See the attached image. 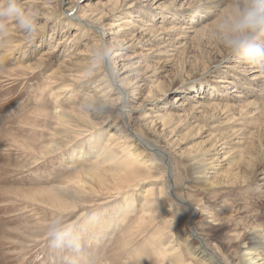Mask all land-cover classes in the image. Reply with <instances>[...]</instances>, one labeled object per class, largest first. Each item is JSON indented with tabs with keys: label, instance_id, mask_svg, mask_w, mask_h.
Instances as JSON below:
<instances>
[{
	"label": "rangeland",
	"instance_id": "1",
	"mask_svg": "<svg viewBox=\"0 0 264 264\" xmlns=\"http://www.w3.org/2000/svg\"><path fill=\"white\" fill-rule=\"evenodd\" d=\"M59 1L39 0L40 4L31 6L34 11H40L37 12L39 28L35 39L27 38L15 25L11 27L6 38L0 39V64L5 69L0 70V264H159L161 260L156 252L162 246L154 245L152 242V234L158 232L157 229L163 230L164 233L165 229L172 231L168 234L171 236L169 238L182 251L184 260L188 264H199L202 259L189 250L186 242L191 225L222 258H235L234 264H239L241 251L245 246L255 244L254 246L264 248V181H260L257 177L258 172L264 170V165L261 163L264 157V84H255L249 80L253 76L251 71L259 68V65L242 64L212 38L211 31L215 17L227 6L229 0H220L221 4L218 8L189 14L187 11L190 7L198 8L201 1L207 0H168L167 5L176 3L175 6L180 12L187 14L182 23L186 26H195L198 30L197 34L191 33L186 45L177 53L182 57L178 62H171L169 66L164 65L165 58H162L160 53H152L158 44L145 48L139 46L124 52L128 56L152 53L142 57L143 64L139 72L141 74L143 71L145 75L151 73L150 76L153 72L157 73V83L162 82L163 88L157 90L159 89L157 83H153V87L155 85L157 87L152 90V95L162 96L161 92L165 91L164 88H170L167 98L157 101L159 103L154 106L155 115L165 110L176 112L172 105L177 98H180L181 102H190L188 111L192 105L203 101L207 104L217 102L220 107H225V104L231 106L224 111L225 113L222 111L224 108L215 110L207 106L206 109H210V113L207 112L205 123H203L204 119L192 116L185 121V124L183 123V129L170 135L162 131V127L158 125L160 128L157 126L156 136L145 131L138 119L140 116L138 112L130 111L133 107L138 108L143 104L148 108L152 107L148 106L149 103H145L149 88L142 95L135 97L128 106L127 116H130L131 130L147 139L149 145L155 146L153 148L167 150L170 153L171 168H166V163L163 165L160 159H155L157 167L150 178L155 183L153 187L156 189L154 194L157 197L159 188L165 185L166 215L160 214L154 226L140 228L135 236L133 230H130L133 224L129 225L140 210L138 198L142 196L145 188L152 186L150 183L135 190L138 199L135 209L138 211L135 215H130L126 223L116 226V222L121 220L117 219L112 228L105 230L104 235L99 237L92 229L86 232V228L92 222L91 216L96 213L98 216L109 218L112 212L122 209L127 194L108 200L105 199L104 193L89 195L79 200L75 209L65 210L50 203L52 192L54 196L56 193L57 197L69 196L65 201L69 204H74L72 196L76 199L81 198L74 182L81 170L88 168L87 164L90 162L79 159L82 156L81 146L87 143L86 145L90 147L88 144L90 139H83L73 144L70 149L54 153L50 157L45 158L40 154L42 149L49 148L48 145L56 144L54 142L59 138H55V133L59 129L53 115L57 99L51 96L50 90L48 91V73L59 68L65 58H72L77 53L88 50L95 42L94 34H89L85 38L79 35L75 37L81 31L77 30L79 27L75 29L67 27L69 22L60 16ZM121 2L122 0L119 2L118 0H81L80 4L89 3L92 10L108 13L114 4L118 5ZM135 2L139 3L138 7H147L146 5L153 3V1L148 3L140 0ZM41 3H47L51 9H41ZM78 9L77 6L74 11L79 13ZM141 11L147 12V9ZM137 12L138 10H133L132 14L139 17L141 14L138 15ZM159 12L153 11L151 14L155 17ZM190 14L191 16H188ZM123 17L125 16L116 15L112 23H118ZM176 19L174 17L170 22L179 23L180 21ZM193 19L196 21L194 24L191 23ZM65 36L69 38L68 42L58 45V41L63 40ZM54 46L55 54L50 55L52 58L40 68V71L32 73L21 69V66L28 64L38 67V58L45 50L47 52ZM86 64L87 61L86 63L84 61L82 72ZM99 75L87 81L75 92L70 104L80 107L88 98V93L91 95L89 97H92L94 90L90 88L102 78L103 75ZM179 77L184 80L180 81ZM227 78L234 82L225 84L226 89L218 87L217 82ZM61 79L57 76L54 80L60 82ZM134 80L136 79L133 78ZM99 95L101 93L95 94L96 97ZM114 96L113 93L109 97L111 99ZM39 112L44 115L41 117ZM211 113L214 114L209 116ZM215 116L217 118L214 119ZM41 119L44 121L39 122ZM121 119L104 113L100 118L95 119V122L102 124L109 120V125L101 126L103 132H106L105 135L109 137L114 133L118 138L125 139L131 133L124 126L126 121ZM193 121L194 123L190 124ZM226 122L232 123L228 125ZM40 125L43 128L42 126L39 128ZM233 131H238L240 139L236 141L240 143L236 146L234 144L232 147L228 146V149L240 150V154L236 158H230L227 167L211 174L209 179H200L198 168H202L205 172L204 164L211 163L213 158H219L220 155L202 157V160L192 165L193 168L189 159L195 155H203L206 148ZM167 169V173L172 175L171 180L164 175ZM227 171L229 172L227 177H231L234 181L238 180V183L230 182L229 186L211 184L214 178ZM180 200H186L198 209V214L193 220L188 207ZM57 213H63L64 221L70 229L82 232L81 249L78 252L62 253L49 247L45 228ZM210 216L211 218H208ZM253 231L254 236L251 235ZM90 236H94V239H90Z\"/></svg>",
	"mask_w": 264,
	"mask_h": 264
},
{
	"label": "bare ground",
	"instance_id": "2",
	"mask_svg": "<svg viewBox=\"0 0 264 264\" xmlns=\"http://www.w3.org/2000/svg\"><path fill=\"white\" fill-rule=\"evenodd\" d=\"M80 1L81 0L59 1L61 11L60 16L62 17V19H67L66 21L69 22V24L67 23V27H69L70 29H75L76 27H79L77 30L81 32L77 35L75 34V37L79 35V37L85 38L89 36V34H94L95 41L100 39L101 37L106 41L115 40L118 44V49L111 64L108 67L101 68V70H99L94 77L89 78L81 70L84 61L85 63L86 61L88 62L93 45L88 50H84L77 53L76 56L72 55V58H65L64 61L60 64L59 68L54 69L50 73H48V91L50 90L51 96L57 99L53 115L56 120L57 127L59 129L55 133V138H59H57V142H54L56 144L51 143L52 145H48L49 148H44L45 150L42 149L43 151L41 150L42 152L39 153L45 158L50 157L54 153H61L64 150L70 149L73 144H76L82 141L83 139H90V141L88 142V144H90V147L86 145L87 143L82 145V148L80 147L82 149V156H80L79 158L80 160L90 161L87 164L88 168H83L80 174L76 177L77 180L74 182L76 188L78 189V191H80L79 195L81 198L76 199L72 196L71 199H73L74 204H72L71 202V204H69L68 202H65L66 199L68 200L69 196H67V198H65L66 196H63L64 198H62V196L58 195L57 197V194L54 192V196L52 192L53 196H50L49 201L54 207L58 206L59 208H64L66 210L69 208L75 209L76 205L79 204V200H83L82 198L87 197L89 195L93 196L104 193L106 195L105 199L108 200L115 199L120 197L121 195L127 194L126 199H124L125 202H123L124 205L122 204V209L120 208L118 211H114V213L112 212V215L109 218H104L102 215L98 216L96 213L93 214L91 216L92 218L90 217L92 219V222L88 225L89 227L86 228V232L89 229H92V231H95L96 236L99 237L101 235L103 236L104 232H106L105 230L109 229L112 225H114L117 219L121 220L119 222H116V226L117 224L122 225V223H126L127 219H129V216L132 214L134 216L135 213L138 211H136L135 209L137 200L139 199L140 210L134 216L136 218L129 225L131 226L133 224V227L130 230H133V235L135 236L136 234H138L137 232H139L140 228L146 226L148 227L151 225L154 226L160 214L162 216L166 215L164 207V198L167 194V191L164 188L165 185L163 184V186L159 188V195L157 197L154 194L156 189L153 187V184L155 183H153L150 178L151 176H153V174L151 173L157 167L155 164V159H160L163 162V165L166 163V168L168 169L171 168V164L170 153L167 150L153 148L155 146L149 145L147 139H144L143 137L134 133L131 130V124L129 123L130 116H127V111L129 112L128 106L130 105V103L134 101L135 97L142 95L143 92L149 88V94L146 97L147 100L145 99V103H149V105H147L152 107L148 108L146 105L143 104L138 108L133 107L130 111L133 113L138 112V114L140 115L138 119L144 126L145 131H148L153 136L157 135L156 128L158 125L162 127V131H166L167 133H165L167 135H170L183 129L185 121H187V119H190V117L192 116L198 119H204L203 123H205V119L208 116L207 112H209L212 107L215 108V110L224 108L222 110L223 112L227 111L226 109L231 107L227 104H225V107H220L221 105L217 102L207 104V102L203 101L198 102L196 105H192L191 109L188 111L187 107L189 106L190 102H181V99L177 98V100L174 101V105H172L176 109V112H171L172 110H165V112L155 115L154 109L156 107L154 106H157V104L159 103L157 101H163L167 98L170 88H164L165 91L162 89V96L160 95L158 97L157 94L156 96H154L155 94L152 95V90L157 86L159 88L157 90H160L161 88H163V84L160 81L157 83L156 72H153L151 76V73L149 75H145L143 74V71V73L141 72V74H139L143 64L142 57H146L154 52L160 53V56H162V58H165V60L163 59L165 62L164 65H168L171 62H178L182 60L181 55H178L177 53L186 45V41L191 37V33L195 32V34H197L198 32L195 26H186L185 23H182L185 19L184 17L187 16V14L189 13H194L201 10L208 11L213 8H218L221 2L220 0H207L204 2L201 1L202 3L200 2L201 5H199L200 7L195 9L194 7L193 9L190 7L187 11L188 13L184 14L180 12L177 6H175L176 3L172 2L167 5L166 3L168 2V0H140L141 2L148 3L153 1L152 4L146 5L148 8L144 6L147 9V12L141 11L145 8L142 6L138 7L139 3L135 2V0H122V2L118 5L114 4V7L108 13L94 11L91 9V5L89 3H87L86 5H81ZM160 1H162L163 3H160ZM23 3L26 8H29L31 10H33L31 6L40 4L39 0H25L23 1ZM47 3H41V9L50 10L51 7H49ZM77 6L79 8V13L78 11L77 13L74 11V8ZM96 6L98 5L96 4ZM133 10H138L137 14L141 15L139 17H136L135 14H132ZM153 11L160 12L156 14L155 17H153V15L151 14ZM37 12L40 13V11ZM116 15L125 17H123L118 23L113 24L112 20L115 19ZM157 16L159 18H157ZM188 16H191V14ZM174 17L177 18L176 20H179L180 22L171 23L170 20H172ZM194 20L195 19H193L191 23L194 24L196 22ZM165 23H170L171 25H166ZM68 40L69 38L65 36L63 40L58 41V45H64L68 42ZM153 44L158 45L156 46L155 50H152V53L135 54L134 56H128L126 55V53H124L129 49H133L139 46L145 48L148 46H152ZM53 48L51 50H47V52L45 50L42 53L41 57L38 58V67H34V65L28 64L25 66H21V69L23 71H28L32 73L40 71V68H43L44 64L46 65V63L50 61V58H52L50 57V55L52 56L53 54H55L56 48L55 46ZM71 59L77 60L72 61ZM251 72L253 73V76L249 80L255 82V84L263 85L264 66L259 65V68H255ZM181 73H179V76ZM99 74L103 75L102 78H100L99 82H97L90 89H92V91L94 90V96L95 94L98 95V93H101V95L98 96L99 98H101L102 100L112 101V107L107 108L106 110L104 109L103 111H96L85 110L86 108L83 106L84 103L83 105H80V107L70 104V101L74 97V93L77 92L80 88H82L87 81L95 79V77H97L96 75ZM57 76H60V78H62L60 82H55L54 79H56ZM182 77H179L180 81L184 80L182 79ZM133 78H135L136 80L133 81ZM155 82L157 83V86L155 85L156 87H153L152 84ZM233 82V80H229V78H227L222 79L217 83L219 84L218 87L225 88V84L229 85ZM116 86L123 90L122 95H119L118 88ZM172 86L174 87L175 85ZM113 93L115 96L110 99L109 96L113 95ZM89 96L91 95H89L88 93L87 97ZM59 102L61 103L59 104ZM207 106L208 108H210L209 110H207ZM90 112H92V115L90 114ZM104 113H109L110 117L114 116L118 119L120 117L124 119L126 121L124 122V126L126 127L127 131H130L131 134L127 135L125 139L118 138V136L114 133L107 137L105 135L106 132H103L101 126L109 125L110 121L106 120L102 124L95 122V119L100 118ZM212 114L214 113L209 114V116ZM43 115L44 114H41V117ZM213 118L215 119L217 117L215 116ZM40 121L44 120L41 119L39 120V122ZM192 123H194V121L190 124ZM228 123L231 124L232 122ZM224 125L226 126L225 123ZM41 126L42 125L38 127L40 128ZM41 128H43V126ZM150 131H152L153 133H151ZM237 133L238 131H233L230 135L223 134L225 136L219 138L218 141L206 148L205 151H203V155H195V157L189 159V162L191 163L192 167V165L197 164L199 160H202V157L211 156L212 154L218 156L220 155L219 158H213V161L211 163L204 164L205 172H203L202 168H198V172L201 174L200 179H209L211 174H215V172L219 169L227 167L230 158H236V156L240 154V150L228 149V146L232 147L233 144L234 146L239 145L240 142L236 141L237 139H240ZM45 146L48 147L47 145ZM148 151L153 153L149 154L147 153ZM222 155L224 157H222ZM184 157H186V155ZM261 163L262 165H264V157L263 160H261ZM168 169L164 171V175L168 178V180H171L172 175L170 173H167ZM228 170L230 169L228 168ZM231 175L233 176V174ZM227 176H229L228 171L220 174L218 178H214L211 184H223L224 186H229L230 182L232 184L238 183V180L234 181L233 179H231V177L228 178ZM257 177L260 181H264V170L258 172ZM147 183H150V185L152 184V186L145 188L142 192V196H139V198L137 199L135 195V190L139 189L141 186ZM50 190L54 191V189ZM46 193L48 192L46 191ZM180 201L186 207H188L191 213V220H193V218L198 214V209H196V207H193V204L191 205L186 200ZM208 218H211V216ZM167 222L168 221H166V223ZM157 231L158 232L152 234V242L154 245L158 244L162 246L159 250H157L158 252H156L159 256V259L161 260L159 264H188L187 261L184 260L185 257L182 251H180V249L177 248L176 245H174V241L169 238L171 236L168 234H171L172 231H167V229H165V233L163 230L157 229ZM251 235H255L254 231L251 233ZM92 238L94 239V236H90V239ZM186 242L189 250L192 251L195 256L200 257V259H202V262H200L199 264H234L236 262L235 258H222L221 255H219L212 248V246L207 243V241L200 235V233L195 230L193 225L190 226L189 237ZM254 245H248L244 247V249L241 251L239 264H264V248H262L263 246L257 247ZM261 249H263V251H261Z\"/></svg>",
	"mask_w": 264,
	"mask_h": 264
},
{
	"label": "clouds",
	"instance_id": "3",
	"mask_svg": "<svg viewBox=\"0 0 264 264\" xmlns=\"http://www.w3.org/2000/svg\"><path fill=\"white\" fill-rule=\"evenodd\" d=\"M15 25L27 38L38 34V13L27 9L23 0H0V39L6 38ZM212 38L231 56L245 65L264 66V0H229L227 6L215 17ZM118 44L102 37L92 46L88 62L83 69L86 76L94 77L103 67H108L115 57ZM0 70H5L0 64ZM119 95L122 89L118 86ZM112 101L92 96L86 98L87 110H104ZM45 233L52 250L75 253L81 249L82 232L69 228L63 213H57L46 225Z\"/></svg>",
	"mask_w": 264,
	"mask_h": 264
}]
</instances>
